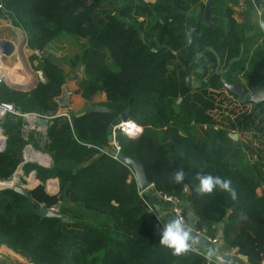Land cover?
Masks as SVG:
<instances>
[{
    "label": "trees",
    "instance_id": "1",
    "mask_svg": "<svg viewBox=\"0 0 264 264\" xmlns=\"http://www.w3.org/2000/svg\"><path fill=\"white\" fill-rule=\"evenodd\" d=\"M153 1L132 5L127 0H0V18H9L21 29L26 47L33 51L28 58L45 77L44 82L34 80L27 91L1 83L0 102L12 103L21 113L55 114L54 98L67 73L35 54L55 37L84 42L70 55L69 67L82 68L77 81L81 95L90 98L102 92L106 97L104 111L89 110L71 116L70 122L64 117L49 120L42 148L32 134L24 138L21 118L5 115L0 180L11 176L27 144L52 160L50 166L22 165L24 175L35 172L40 184L33 190L39 195L0 189V244L29 263L216 264L193 251L174 257L162 247V228L140 203L131 169L108 155L114 146L100 155L98 149L109 143L107 126L125 108L142 131L132 138L118 132V152L139 160L155 189L178 198L185 187L196 189L197 175L230 179L236 200L219 189L204 196L195 191L191 209L199 221L222 223L225 246L246 256L249 264L264 260V102L237 101L230 91H222L220 74L193 90L186 80L197 63L202 75L195 74L203 76L206 63L214 64L217 55L226 54L233 58L226 74L243 72L242 80L235 77L232 82L247 89L264 87V45L251 50L262 34L242 35L244 28L229 9L224 15L226 34L223 28L202 24V0ZM196 7L197 15L190 12ZM142 17L147 19L144 25ZM214 37L215 54L205 50ZM226 81L231 82L228 76ZM178 98L181 103L175 107ZM230 131L238 133L241 143L229 138ZM239 147L243 150L233 156ZM247 150L254 152L252 161ZM178 169L186 173L181 184L171 179ZM50 178L58 180L54 196L44 192ZM41 203L47 208L57 204L61 218L40 216ZM67 218L72 222H65Z\"/></svg>",
    "mask_w": 264,
    "mask_h": 264
},
{
    "label": "crops",
    "instance_id": "2",
    "mask_svg": "<svg viewBox=\"0 0 264 264\" xmlns=\"http://www.w3.org/2000/svg\"><path fill=\"white\" fill-rule=\"evenodd\" d=\"M127 1L128 2H137V3L142 2V1L154 2L153 0H127ZM245 13L246 12H244V15H243V21L240 22L241 26H244L245 23L247 24V21H248L247 20L248 16L245 15ZM231 16L235 19V17L233 16V13L231 14ZM3 27H5V28L10 27V28L14 29L17 38H16V40H13V39L11 40V38H6L4 36L0 37V40L9 41L14 46V51L12 52L11 55L5 56L3 54H0V58H1V56L4 58H7V59L8 58L9 59L14 58V61H13L14 66L12 68H10L9 70L5 71L3 68L0 67L2 70H4V74H5L4 80H2L1 83H7L9 86H11L13 88H17V89L27 91L31 87H33L34 80L38 79L39 81L44 82L45 77L43 76L42 72H41L42 79H40L37 75V71H40V70L34 69V65L36 64V62L28 59L29 54H31L30 53L31 50L28 49L25 45L26 43H25L24 33L21 31V29L19 27L13 25V23L11 22V20L9 18H0V28H3ZM80 42L82 45H84V42L82 40ZM25 48H27V50H29V51L25 52ZM205 50L211 51L208 48H206ZM35 54H37V53H35ZM231 60H233V59H231ZM231 60L229 62H231ZM216 62H217V59H216ZM222 66H224V65H222ZM199 67L200 66L197 63L195 68H199ZM206 67H207V71H208L209 63H206ZM69 69H70V67H69V60H68V66H67L66 70L64 71L65 74L67 73V76L65 78L64 83L61 86L60 94L54 98V100L57 103V109L55 111V114H51V112H46L44 114H39V113L34 112V111L24 112V113H35V114H38V115L43 117V118H40L38 121L35 122L36 127L33 128L31 126V122H32L31 118H24V117H21L19 115H14L10 112H6L3 115V117L0 119V136L3 139H6V137H5L3 128H2V122L4 121L5 115H7V114H11V115L17 116V117L22 119L21 130L23 132L24 138H27L29 134H32L33 138L38 137V138L46 139L45 138L46 128L49 125V120H51L54 117H64L68 122H70L71 116H76V115L82 114V113L89 111V110H98V111H104L105 110L104 105H102V103L106 101L105 94L102 92H97L94 95H92L90 98H86L83 95H81L79 88L77 86V81L82 77V68L79 66L76 70L73 69L71 73L68 72ZM223 70H225V69L223 68ZM63 90L65 91V94H66V96H65L66 107L65 108L60 107V102L58 100L59 98L62 97ZM0 103H8L14 107V105L12 103H9V102H0ZM41 119L47 120V124L43 127L39 126V121ZM24 121H26V124H23ZM195 129L198 130V127L195 126ZM229 133H234V132L230 131ZM134 137H136V136H134ZM235 141H239L241 143V139H240L239 135H238L237 140H235ZM36 142L39 145V148H42V146L44 145V144H40L39 140H36ZM114 144L117 145L115 140H114V143L109 142L108 146L103 147V148H99L98 151H99L100 155L105 156V154H107V152H109L113 149ZM28 145L29 144L25 145V147ZM29 146H32V144L30 143ZM29 149H31V148L29 147ZM34 150L40 151V154L45 157L43 160L39 159L40 162L37 164H39L41 166H50L51 165L52 160H51V157L47 153H44L41 150H38L35 148H34ZM242 150H243L242 147H239L233 151L232 155L235 156ZM33 152H35V151H33ZM246 153H248V155L251 156V158L254 155V152L252 155L251 150H247ZM25 158H26V155H25V152L23 150V161L19 165L17 176L15 174V176L12 179V182L14 183L16 180V184L13 186L17 185V186H20V187L26 189L28 191V195H29V190H32L33 188L37 187L40 184V181L35 177L34 171H31L27 175L23 174L22 165L24 164ZM27 162H29V161H27ZM48 163H50V164L48 165ZM261 167L262 168H261L260 174H261V178L264 182V166L262 165ZM33 173H34V175L32 176ZM17 177H20L19 183L17 181ZM44 185H45L44 191L46 193H50L49 191H52V190H53L52 193H56L58 191V180H57V178L47 179V181L45 182ZM262 187L263 186H261V188ZM144 195H145V200L148 201L152 205L153 210H154L155 215H156V217L149 215V218L156 219L158 221V223L160 224L161 228L163 227L162 221H166L168 219L175 218V216L172 214V205L171 204L164 202L162 200H153L152 195L148 191H145ZM194 197H195L194 187L192 185L185 187L183 194L181 196V203H180L182 209H184V214H185L184 215V221L193 227L194 235L196 237H198V242L201 239H207V240H208V238L216 239L215 243H212L208 240L209 246H207V247L206 246L202 247V246L196 245L195 247H197V248H195V249H197V250L199 249V251H201L203 254L206 255L207 249L215 248L216 249V257L218 259L220 258V260L228 259L227 255L238 256L239 253H237V251H235L233 249H229L228 247L225 246V244L223 242V237H222L223 224L222 223L205 222V221H199L197 219L196 215L193 213V211L191 209V205H192ZM157 216L160 217L161 221L157 219ZM19 263L20 264H32V263H29L27 258H25L24 256L14 252L12 249L8 248L5 244H0V264H19ZM214 263H216V262H214Z\"/></svg>",
    "mask_w": 264,
    "mask_h": 264
},
{
    "label": "rangeland",
    "instance_id": "3",
    "mask_svg": "<svg viewBox=\"0 0 264 264\" xmlns=\"http://www.w3.org/2000/svg\"><path fill=\"white\" fill-rule=\"evenodd\" d=\"M202 1H203L204 5H205L207 0H202ZM142 2H143L142 4H145L148 1H146V2L142 1ZM252 2H254L255 6L253 5ZM131 4L132 5H136L138 3L137 2H132ZM211 8H212L213 11L211 13V17H210V22L209 23L211 24L212 28H214V30L223 28L224 34H226V32H228V30H227V22H226V18L224 16L225 12H226V9H229L231 11V14L233 13V16L235 17V22L237 24L238 23L241 24L240 22L243 21L244 12H246L245 15L248 16L247 17L248 18L247 19L248 20L247 24L245 23L244 26L240 25L241 27L244 28V31H242V35H245V37H250L255 32L260 31L261 34H262V38H260V40H257V44L254 45L251 50L254 51V50H258V48L259 49L262 48V46L264 45V29H261L260 23H261V21H264V17L262 15L263 11H264V0H220V1L216 2V3H212V7ZM192 11L196 15L200 12L198 7H196L195 9H192L190 12H192ZM202 13L203 12H201V17H202ZM140 20H141V22H143V25L147 23L146 17H142V18H140ZM200 21H201V19H200ZM138 33H139V35L143 38V40L147 44L150 43V40L146 38L147 37L146 34L142 33L141 30H138ZM1 36H4L6 38H11V40L12 39L16 40V38H17L15 30L10 28V27L9 28H5V27L0 28V37ZM216 39L217 38L214 37L207 44V47H205V48H208L212 52L214 51L215 53H217L216 52L217 51L216 50V45L217 44H214V41ZM75 48H76L77 51H80L83 48V45L81 44L80 39H75V38H72V37H68V38H66V37H55L49 43L47 48H45L43 51H39V52L35 51V53L38 54L37 56H39L40 60H42L45 63H48L50 65H53L54 67H57L61 71H65L67 66H68V60H69L68 57H70V55L73 53ZM27 51H29V50H27V48H25V52H27ZM31 51H30V53L32 54L33 51L32 52ZM31 54H29V55H31ZM249 57H252L251 54L249 55ZM231 59H233V58H229V56L226 55V54H223L221 56L217 55V62L214 63V64H209L207 75L205 77H203V78L201 76H197L195 74L196 73V68L192 69L191 72L189 73V76H187L189 78L187 80V84H188L189 89L190 90L195 89L194 88L195 84L198 85V88H199V86H202L205 82H207L208 78L210 76L214 75V74H220V79H223L224 81L226 79V76H228L229 80L231 82L233 80H235V77H239L240 79L243 78L242 77V73H243L242 71H240V72L236 71L235 73H232L231 76L226 75V71L228 70V65L230 64L229 61ZM13 61H14V58H11V59L8 58L7 59V58H4V57L1 56V58H0V67L3 68L5 71H7V70H9L10 68H12L14 66ZM222 65H224V66H222ZM170 66H172V65H170ZM223 68L225 70H223ZM68 72L71 73L72 69H69ZM227 82H229V81H227ZM223 92H226V91L224 90ZM180 103H181V100L179 102L176 101L175 107H177ZM203 105H205V104H203ZM214 107H217V104H215ZM209 108H211V107H208L207 109H209ZM225 115H226V111H225ZM5 137L7 138L6 135H5ZM3 140L5 141V144H6V139H3ZM34 140H39L40 144L47 143L46 139H44V138L42 139V138L35 137ZM29 147L33 151H35V152L37 151V150H34V148L32 146H29ZM24 148H23V150H24ZM36 153L40 154V151H37ZM25 155H26V157L28 156V151H27V153L25 152ZM246 155H247V158H248L249 161L253 160L251 158V156L248 155V153H246ZM22 161H23V152H22V160H21V162ZM21 162L14 169L13 173L11 174V176L8 179L0 180V187L2 186L0 189L12 188L13 185L16 184V180L13 183L12 179L15 176V174L17 176L18 167L21 164ZM262 165H260V166H262ZM33 175H34V173L32 174V176ZM19 179H20V177H17L18 183H19ZM9 182H12V184H10ZM6 183H9L7 185V187L5 186ZM35 188H33V189H35ZM44 188H45V185H44ZM150 189L151 190H156L159 193V190L155 189L153 185L150 187ZM30 191L31 190H29V192ZM259 191H260L259 188L256 189V192H259ZM34 192L39 195V193L36 192L35 190H33V193ZM49 192L50 193H46L45 192V194H47L49 196H54V195H56L58 193V191L56 193H52L53 190L49 191ZM144 194H145V192H144ZM179 200H180V203H181V198H179ZM41 206H44V204L41 203ZM50 206H56L57 209H58V205L57 204H51ZM195 248H197V247H195ZM198 251H199V249H198ZM261 264H264V260L262 261Z\"/></svg>",
    "mask_w": 264,
    "mask_h": 264
},
{
    "label": "water",
    "instance_id": "4",
    "mask_svg": "<svg viewBox=\"0 0 264 264\" xmlns=\"http://www.w3.org/2000/svg\"><path fill=\"white\" fill-rule=\"evenodd\" d=\"M211 0H207L203 9L202 17H201V23L204 25H208L210 22V17L212 13V8H211ZM14 51V46L11 42L6 41V40H0V54H3L5 56H9L12 54ZM197 71H201L198 69ZM221 84L223 87L227 90L230 91L235 97L236 100L239 102H250L252 104H257L259 102H264V87L259 88V89H247L245 86H242L238 83H233V82H225L224 80H221ZM197 85L195 84V87ZM65 91L63 90L62 97L59 98L60 102V107L65 108ZM181 99L178 98L177 102H179ZM130 120L129 119V108H125L119 115L117 119H114L111 121V123L107 126L106 128V134H107V141L110 143H114L115 136L113 134V127L116 126L119 122H126ZM23 124H26V121L23 122ZM47 124V120L41 119L39 121V126L43 127ZM229 138L232 140H237L238 138V133H229L228 134ZM2 147H0V150L4 149L5 142L2 143ZM29 149L28 146L25 147L24 152ZM117 157L118 160L121 161L123 164L128 166L133 174L134 180L136 182L137 188L139 191L145 192L148 191L152 195L153 200H161L160 195L156 190H151L150 187L152 186V183L148 180L145 168L143 164L135 159L132 158L131 156L124 155L122 153L117 152ZM34 162V163H39L40 160L38 158L35 159H27L25 158V162ZM50 163H48L49 165ZM14 191L23 194L24 196H28V191L20 186H13L12 187ZM39 215L40 216H47V217H56V218H61V214L59 211L51 212L47 207L41 206L39 208ZM65 222H72L70 219H65ZM197 246H209V241L207 239H201ZM228 259H223L220 260L216 256L213 257V261L216 262L217 264H249L247 262V257L244 255L239 254L238 256L236 255H227Z\"/></svg>",
    "mask_w": 264,
    "mask_h": 264
},
{
    "label": "clouds",
    "instance_id": "5",
    "mask_svg": "<svg viewBox=\"0 0 264 264\" xmlns=\"http://www.w3.org/2000/svg\"><path fill=\"white\" fill-rule=\"evenodd\" d=\"M261 29H264V21L260 23ZM191 44V40H188ZM186 173L183 169H178L172 174V181L176 184H181L185 181ZM198 185L195 191L197 194L211 195L214 190L226 192L232 200L237 199L236 189L232 186L230 179H224L219 176L212 175H197ZM160 220V217L157 216ZM161 221V220H160ZM163 222L162 230L160 231L159 244L168 249L174 257L186 256L193 251L198 244V237L194 235V229L187 224L182 218L175 217ZM216 256V249H207L206 259L212 261Z\"/></svg>",
    "mask_w": 264,
    "mask_h": 264
},
{
    "label": "built area",
    "instance_id": "6",
    "mask_svg": "<svg viewBox=\"0 0 264 264\" xmlns=\"http://www.w3.org/2000/svg\"><path fill=\"white\" fill-rule=\"evenodd\" d=\"M252 3L255 6L254 2H252ZM37 75H38V77L40 79H42L41 71H37ZM4 77H5L4 71L0 68V83L2 82V80H4ZM6 112H10V113H12L14 115H19V116L24 117V118H31V120H32L31 126L33 128L36 127L35 122L38 121L40 118H43L42 116H40L38 114H35V113H20L11 104H8V103H0V119L3 117V115ZM141 131H142V127L139 126V125H137V124H135L132 120H128L126 122H119L116 126L113 127V134H114V136L118 132H120V133H122V134H124L126 136L134 137V136L139 135ZM3 142H4V140L0 136V147H2V145H3L2 143ZM114 148H115V151L112 154H108V153L107 154L109 156H111L113 159L118 160L117 152L119 151V147L116 144H114ZM9 183L12 184V182H9ZM9 183H6L5 186H7ZM138 194H139V197H140L141 204L149 212V215H152V216L156 217L152 205L148 201L145 200L144 192L138 190ZM159 195H160V199L162 201L167 202V203H169V204L172 205V214L175 217H180V218H182L184 220L183 209L181 207L179 198L176 197V196H171V195L164 194L161 191H159ZM48 209L51 212H55V211L58 210L56 206H50V207H48ZM208 240L210 242H212V243H215L216 242V239H210V238H208ZM193 251L195 253H197V254H200V255L206 257V255L203 254L201 251H198L196 249H194ZM212 262L214 263L213 260H212Z\"/></svg>",
    "mask_w": 264,
    "mask_h": 264
},
{
    "label": "bare ground",
    "instance_id": "7",
    "mask_svg": "<svg viewBox=\"0 0 264 264\" xmlns=\"http://www.w3.org/2000/svg\"><path fill=\"white\" fill-rule=\"evenodd\" d=\"M8 77V76H7ZM29 82V81H28ZM25 86V85H24ZM15 87V86H14ZM28 151V156L26 158L28 159H35V158H38L40 160H43L45 157L42 156L41 154H38L36 152H33V150H30V149H27L26 150V153Z\"/></svg>",
    "mask_w": 264,
    "mask_h": 264
},
{
    "label": "flooded vegetation",
    "instance_id": "8",
    "mask_svg": "<svg viewBox=\"0 0 264 264\" xmlns=\"http://www.w3.org/2000/svg\"><path fill=\"white\" fill-rule=\"evenodd\" d=\"M260 17H261V16H260ZM198 69L201 70V68H196V71H197ZM198 72H199V71H198ZM199 73L202 75V70H201ZM206 75H207V72H206L203 76H201V77L203 78V77H205ZM188 79H189V78L186 77V80H188ZM221 80H223V79H220V81H221ZM207 81H208V80H207ZM225 82H227V81L225 80ZM233 83H234V82H233ZM238 84H239V83H238ZM240 85H242V84H240ZM242 86H244V85H242ZM199 87H200V86H199ZM221 87H222V89H223L222 91H224V90L227 91V90L223 87V85H222ZM194 88H195V89L198 88V85H197L196 87L194 86ZM211 90H212V89H207V91H211ZM248 90H249V89H248Z\"/></svg>",
    "mask_w": 264,
    "mask_h": 264
}]
</instances>
